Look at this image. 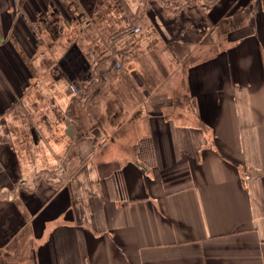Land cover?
<instances>
[{
	"label": "crops",
	"instance_id": "1",
	"mask_svg": "<svg viewBox=\"0 0 264 264\" xmlns=\"http://www.w3.org/2000/svg\"><path fill=\"white\" fill-rule=\"evenodd\" d=\"M0 264H264V0H0Z\"/></svg>",
	"mask_w": 264,
	"mask_h": 264
}]
</instances>
